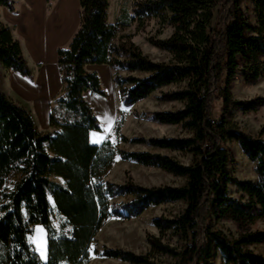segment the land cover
I'll return each mask as SVG.
<instances>
[{"label":"trees","instance_id":"obj_1","mask_svg":"<svg viewBox=\"0 0 264 264\" xmlns=\"http://www.w3.org/2000/svg\"><path fill=\"white\" fill-rule=\"evenodd\" d=\"M247 1L254 24L242 11L241 0H134L126 20L111 25L108 0H78V29L57 52L59 113L58 118L49 116V127L60 132L39 133L30 115L0 90V264H86L89 247L108 219L126 221L151 207L177 202L184 205L179 215L153 220L159 236H147V254L104 249L101 256L125 264H163L159 257L171 259L170 264H214L219 254L222 264H264L262 255L248 249L264 245V232L252 230L264 222V140L240 132L228 119L232 110L248 113L264 105V98L240 101L230 94L237 74L246 85L264 77V0ZM0 7L12 11L13 1L0 0ZM152 23L156 35L147 41L169 55L167 63L149 60L133 35L118 36L121 28L133 26L142 33ZM166 28L170 36L158 39ZM92 66L115 71L112 82L125 106L184 85L159 97L182 104V109L155 112L151 118L159 125L179 126L190 137L122 141L190 155L191 164L160 154L125 152L109 140L91 145L88 134L99 127L85 94L104 96L97 74L88 71ZM1 68L31 76L19 43L2 22ZM215 103L219 119L212 120ZM230 141L253 164L255 181L229 174ZM115 155L184 178L185 184L144 188L130 179L122 185L105 181ZM49 198L62 219L59 231L51 224ZM220 222L230 223L235 233L214 230ZM36 226L47 235L46 262L27 242ZM174 239L176 246L171 245Z\"/></svg>","mask_w":264,"mask_h":264},{"label":"rangeland","instance_id":"obj_2","mask_svg":"<svg viewBox=\"0 0 264 264\" xmlns=\"http://www.w3.org/2000/svg\"><path fill=\"white\" fill-rule=\"evenodd\" d=\"M133 2L134 0H108V23L115 25L117 20H120V22L125 21L130 15ZM240 7L248 16L250 24H254L250 3L247 0H241ZM156 30L157 27L154 23L142 33H136L135 28L131 26L121 28L118 32V36L133 35L134 44L140 48L142 53L148 57L149 60L155 63H167L169 55L151 46L147 41L148 37L156 35ZM170 34L171 30L166 28L157 38L165 39L169 37ZM94 68V70L88 68V71L97 74L104 96L90 93L85 94V100L92 109L99 127L98 132H89V143L99 146L103 142L109 140L114 147L125 152L160 154L183 165H190L192 162L190 155L157 150L146 144L137 145L123 143L122 141L123 138L127 141L132 139H143L147 141L151 138L169 139L190 137L191 133L183 130L179 126L159 125L151 118V115L155 112H175L182 109V104L176 102H163L160 101L159 97L161 92L182 89L184 85L163 88L161 91L154 92L143 101L131 106H125L121 102L118 88L112 82L115 71L107 66H94ZM3 76L4 73H1L0 81L3 92L8 96L9 100L18 104L17 100L6 91L3 85ZM135 76L142 77L138 74ZM60 90L61 88L48 99L44 100V106L38 107L37 109L38 115L32 111L30 107L20 103L22 108L30 115L38 132L41 134H54L60 132L56 127H49V116L54 113L55 117H57L59 113L56 99ZM230 94L234 100L240 101L264 98V77L254 85H246L241 75L237 74L231 83ZM218 109L219 103H215L212 108V120L219 119ZM228 119L237 125L240 132L253 138L264 140V105L248 113H243L240 110H232ZM93 133L96 135H93ZM226 148L230 154L227 167L229 174L242 181H255L254 166L243 155L238 144L234 141H230L226 143ZM128 179L134 184L144 188L164 186L181 187L185 184L184 178L174 177L154 168H145L131 161H123L118 155H115L113 163L105 175L104 180L113 184L122 185ZM52 180L57 184H64L61 179L52 178ZM229 193L234 194V189L230 188ZM49 203L52 208L51 224L55 230L59 231L62 219L54 211L51 198H49ZM183 209L184 205L181 202H177L174 204L151 207L140 216L126 221L116 218L108 219L96 234L94 241L89 247L88 262L86 264H125L117 260L102 257L101 253L104 249L126 251L135 255L147 254L149 251V246L146 242L147 236H159L158 231L152 224L153 220L161 216L168 219L173 218L179 215ZM213 229H221L225 232H231L232 234L235 233V229L227 222L217 223L213 226ZM252 230L264 232V222L257 223ZM27 242L36 252L40 260L46 262L47 235L45 230L40 226L32 228L31 234L27 237ZM171 245L176 246L175 239L171 242ZM42 248L46 249V260L40 255V250ZM248 249L264 257V245L251 246L248 247ZM157 260L163 264H170L172 262L171 259L166 257H159ZM214 264H222L219 254H217Z\"/></svg>","mask_w":264,"mask_h":264},{"label":"crops","instance_id":"obj_3","mask_svg":"<svg viewBox=\"0 0 264 264\" xmlns=\"http://www.w3.org/2000/svg\"><path fill=\"white\" fill-rule=\"evenodd\" d=\"M12 1V11L0 7V22L10 28L19 43L31 76L23 77L3 68L0 74L4 73L3 85L16 104L22 107L23 103L38 115V107L61 88L57 52L69 44L78 29L79 4L78 0ZM0 90L8 98L1 81Z\"/></svg>","mask_w":264,"mask_h":264},{"label":"snow or ice","instance_id":"obj_4","mask_svg":"<svg viewBox=\"0 0 264 264\" xmlns=\"http://www.w3.org/2000/svg\"><path fill=\"white\" fill-rule=\"evenodd\" d=\"M93 135H96V134L93 133ZM94 142H95V141H94ZM40 255H41V257H42L43 259L46 260V249H45V248H42V249L40 250Z\"/></svg>","mask_w":264,"mask_h":264}]
</instances>
